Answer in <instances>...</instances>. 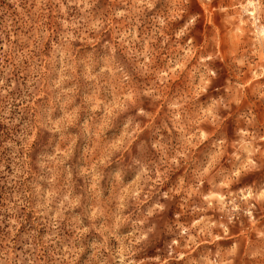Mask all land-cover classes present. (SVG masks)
<instances>
[{"label": "rangeland", "instance_id": "374dc122", "mask_svg": "<svg viewBox=\"0 0 264 264\" xmlns=\"http://www.w3.org/2000/svg\"><path fill=\"white\" fill-rule=\"evenodd\" d=\"M0 264H264V10L0 0Z\"/></svg>", "mask_w": 264, "mask_h": 264}, {"label": "clouds", "instance_id": "9594fccd", "mask_svg": "<svg viewBox=\"0 0 264 264\" xmlns=\"http://www.w3.org/2000/svg\"><path fill=\"white\" fill-rule=\"evenodd\" d=\"M258 9L264 10V0H253Z\"/></svg>", "mask_w": 264, "mask_h": 264}]
</instances>
